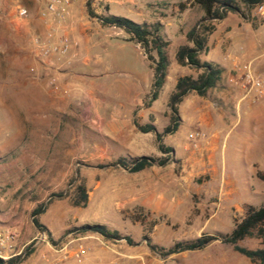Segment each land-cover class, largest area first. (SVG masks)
I'll use <instances>...</instances> for the list:
<instances>
[{
	"label": "rangeland",
	"instance_id": "obj_1",
	"mask_svg": "<svg viewBox=\"0 0 264 264\" xmlns=\"http://www.w3.org/2000/svg\"><path fill=\"white\" fill-rule=\"evenodd\" d=\"M0 1V232L17 231L18 240L29 241L24 251L36 244L20 264H256L220 242L163 257L149 248L146 236L169 248L203 234L229 233L247 205L264 203V97L231 81L239 80V68L245 64L264 80V14L256 8L249 18L231 13L214 23L210 47L215 53L210 50L208 55L227 66L224 78L206 97L193 93L179 105V130L162 140L175 151L172 157L137 129L107 130L108 115L117 108L112 98L68 103L72 96L65 91L67 85L61 86L59 74V90L52 88L50 74L35 54L33 38L38 34L29 30L31 18L41 17L47 0ZM109 1L111 14L161 23L171 41L174 64L155 104L157 111H164L157 117L162 133L170 124L165 122L179 73L177 48L189 44L186 33L204 13L199 6L180 13L177 4L186 0ZM103 4L94 0L91 8L99 12ZM19 7L27 8L29 16L21 17ZM80 22L90 40L85 43L88 53L79 48L75 62L95 58L92 43L101 52L126 46L115 50L129 63L123 77L131 78L136 71L145 77L152 74L142 49L128 42L124 31L91 19L86 5ZM189 69L194 76L200 73ZM196 109L207 115L209 129L194 122ZM144 155L168 161L139 173L116 164L120 157ZM80 183L88 190L86 207L73 202ZM40 205L46 209L38 218L55 244L33 224L32 213ZM96 224L118 230L135 243L79 232ZM80 245L87 253L78 260L73 254ZM240 245L255 250L264 247V241L252 237Z\"/></svg>",
	"mask_w": 264,
	"mask_h": 264
},
{
	"label": "trees",
	"instance_id": "obj_2",
	"mask_svg": "<svg viewBox=\"0 0 264 264\" xmlns=\"http://www.w3.org/2000/svg\"><path fill=\"white\" fill-rule=\"evenodd\" d=\"M91 2L92 0H89L87 3L89 17L97 19L103 26L115 27L124 31L128 36L127 41L139 45L150 62L154 71V82L151 96L145 104V107L150 108L160 96L171 63L169 57L171 41L164 33L163 25L160 23L140 24L122 16L109 15L107 6L104 7L102 14H97L92 10ZM262 4H264V0H186L177 4L180 13L194 6H199L204 13L202 20L186 34L189 44L179 46L176 52V61L179 65L189 66L200 71V73L197 77L186 75L178 78L175 89L168 101L171 122L162 133H159L152 123L146 125L136 123L141 132L156 133L159 143L158 149L161 153L169 154L173 151V148L166 146L162 140L165 135L175 134L179 130L181 122L179 105L183 100L193 92L200 97H206L209 91L217 87L222 80L224 68L213 62L203 61L200 58L202 54H207L209 51V37L216 30L214 23L226 19L231 13L249 18L251 12ZM167 161L168 158L142 156L120 158L116 164L131 173H139L153 167L155 164L163 166ZM261 177L263 178L262 175ZM88 200L87 187L84 183H80L77 186L76 197L73 200L74 205L86 207ZM45 209L44 205L38 206L32 213V221L36 229L47 235L49 242L55 244L56 241L51 231L38 218L45 212ZM79 232L99 234L107 240H126L131 245L135 243L130 236H124L118 230H112L106 225H86L81 227ZM252 237H258L264 241V203L258 207L247 205L243 217L229 233L203 234L194 240L176 242L169 248L154 244L148 236H146V241L151 250L163 257L186 251L203 250L214 242H220L232 246L235 251L251 262L264 264V247L252 250L240 245L241 241ZM21 262L20 257L11 258L7 261L0 258V264H20Z\"/></svg>",
	"mask_w": 264,
	"mask_h": 264
},
{
	"label": "crops",
	"instance_id": "obj_3",
	"mask_svg": "<svg viewBox=\"0 0 264 264\" xmlns=\"http://www.w3.org/2000/svg\"><path fill=\"white\" fill-rule=\"evenodd\" d=\"M48 1L49 0H47V2ZM88 1L89 0H79L76 3H73L69 8L71 12L70 22L72 26L70 29V34L74 38L80 40L81 42L80 49L82 54H84L85 52L88 53L87 46L85 45V43L89 42L90 36L87 33L86 28L83 26L82 22H80V13H81V9L85 5L87 7ZM93 1L94 0H92L91 4L93 3ZM104 1L105 4L102 5L100 11L98 12L94 10V12H96L97 14H102L104 12V7L107 6L109 8L108 14L113 15L111 14L110 1L109 0H104ZM12 12L13 11H11L10 13ZM142 23H146V22H141L140 24ZM52 26H53L52 19L45 20L42 17L34 16L30 20L29 30H31L32 28L31 31L33 33H36L40 36H45V34L50 30ZM210 37L208 42L209 51L207 54L201 55L200 58L203 61L213 62L224 68L223 77L221 80L222 82L225 74V68L227 66L212 59V57L214 56L213 54L208 55L210 50H212V52L215 53L214 49L210 47ZM94 46L95 45L92 43L91 52L93 54L92 56H94L95 58L92 59L91 61L87 60V58L84 57L82 62H75L73 58H70V60L67 63L62 65L61 72L59 73V80L61 82V86H63L64 88L67 85L65 91L67 90L66 92H69L70 97L72 96L71 97L72 100L69 101L68 103H73L72 101H76L80 98L81 99L86 98L89 100L100 98V100L103 101H107L108 98H112L116 102L117 108L112 110L108 115L109 119L106 120V126L108 127L107 130L116 133H125L133 129H137L141 131L136 123L140 125H146L152 123L156 126L159 132L160 128L157 117L159 116V114L164 113V111L162 112L157 111L155 109V104L161 98L164 88L169 83L170 69L173 66L174 62L171 61L170 59L171 63L168 69L167 80L163 89L160 92V96L158 100L155 101L150 108H147L145 107V104L147 103L149 97L151 96L153 89V82H154V71L150 65V62L148 61L152 74H149L148 76L145 77L136 71L134 74L132 73L133 75L131 78H125L123 77L122 74L129 72L130 70L129 63L123 60V55H120L119 57L118 54H115V50L116 47H121L120 49H122L126 46H111L112 49L109 48L104 49L103 52H101L98 47L95 49ZM223 61H227V58H224ZM175 63L179 71L175 80V86H176L179 77L192 75L193 72L191 69H189L190 68L189 66H181L177 63V61ZM258 73L259 71L257 72V74ZM197 76L198 74L194 77ZM174 89H172L170 95L172 94ZM193 93H190L188 96H190ZM143 103H144V107H142ZM195 114L196 115L194 118V122L197 125H201L200 126L201 128L205 127L204 129H209L210 123L207 120L208 119L207 115L200 114L198 109H196ZM168 120L169 121H166L165 124L171 122V114H170V118L168 117ZM184 122L185 120H183V123ZM143 134L146 135V137L157 141L156 133H143ZM157 145L159 146L158 141H157ZM126 157H130V156H126ZM126 157H120V158H126ZM28 244L29 241L19 239L16 242L15 252L19 253L23 251ZM26 251L29 252L30 250L27 249L24 252ZM11 255L12 253L5 252L3 253V256L5 258L2 259L7 261L11 259L10 258ZM17 257H20L21 259V256H17Z\"/></svg>",
	"mask_w": 264,
	"mask_h": 264
},
{
	"label": "built area",
	"instance_id": "obj_4",
	"mask_svg": "<svg viewBox=\"0 0 264 264\" xmlns=\"http://www.w3.org/2000/svg\"><path fill=\"white\" fill-rule=\"evenodd\" d=\"M74 2L75 0H49L41 12V17L45 20L52 19L53 26L45 36L37 35L33 38L35 54L43 64L46 72L50 74L49 84L56 91L59 90L57 76L61 71L62 65L67 63L70 58L75 57L81 46L80 40L70 34L72 26L69 8ZM257 10L260 14H264V4L259 5ZM18 13L24 18L29 16L28 9L24 7H19ZM239 73V80L232 79L231 81L236 83L240 81L242 87L254 90L260 98L264 97V80L253 72L250 64H245L240 67ZM198 136L199 134H196V137ZM192 138L195 139L194 136ZM18 238L19 233L17 231L6 230L5 232H0V258H5L3 256L5 252L12 253L10 258L17 256L24 257L27 251L15 252ZM35 246L36 244L31 247L34 248ZM51 247L57 252L65 250V247L60 250H56V247ZM32 248L28 249L31 250ZM86 253L85 247L80 245L74 251L73 255L76 259L81 260Z\"/></svg>",
	"mask_w": 264,
	"mask_h": 264
},
{
	"label": "water",
	"instance_id": "obj_5",
	"mask_svg": "<svg viewBox=\"0 0 264 264\" xmlns=\"http://www.w3.org/2000/svg\"><path fill=\"white\" fill-rule=\"evenodd\" d=\"M170 155L173 157L175 155V151L170 152Z\"/></svg>",
	"mask_w": 264,
	"mask_h": 264
}]
</instances>
